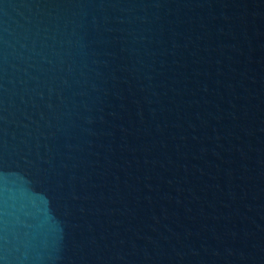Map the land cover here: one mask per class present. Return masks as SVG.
Listing matches in <instances>:
<instances>
[{
	"label": "water",
	"instance_id": "water-1",
	"mask_svg": "<svg viewBox=\"0 0 264 264\" xmlns=\"http://www.w3.org/2000/svg\"><path fill=\"white\" fill-rule=\"evenodd\" d=\"M0 264H264V0H0Z\"/></svg>",
	"mask_w": 264,
	"mask_h": 264
}]
</instances>
